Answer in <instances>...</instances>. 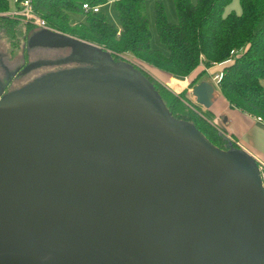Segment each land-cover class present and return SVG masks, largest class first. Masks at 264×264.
Listing matches in <instances>:
<instances>
[{
	"label": "water",
	"instance_id": "obj_1",
	"mask_svg": "<svg viewBox=\"0 0 264 264\" xmlns=\"http://www.w3.org/2000/svg\"><path fill=\"white\" fill-rule=\"evenodd\" d=\"M30 45L70 48L69 61H114L47 29ZM147 81L160 104L133 97L156 122L178 120ZM38 89L33 81L0 99V264H264V188L250 154L221 149L181 120L22 102ZM193 93L210 108L215 86L204 80Z\"/></svg>",
	"mask_w": 264,
	"mask_h": 264
},
{
	"label": "trees",
	"instance_id": "obj_2",
	"mask_svg": "<svg viewBox=\"0 0 264 264\" xmlns=\"http://www.w3.org/2000/svg\"><path fill=\"white\" fill-rule=\"evenodd\" d=\"M31 1L50 27L98 45L115 61H122V54L131 53L178 78L201 67L192 83L202 81L206 73L202 64H220L221 94L231 106L264 119V0H238L239 11L233 8L236 0H173L175 22L169 20L164 3L158 1L154 5V28L145 10V0H117L119 26L102 11L109 0ZM85 3L99 6L100 10L85 11ZM0 11H10L7 0H0ZM30 28L36 26L9 15L0 17V33L15 46L14 51ZM42 30H36L28 43ZM243 47L244 52L237 54ZM233 50L236 54L232 56ZM228 59L231 60L226 62ZM152 84L173 117L192 124L215 146L229 148L228 139L210 117L188 113L179 96L157 82Z\"/></svg>",
	"mask_w": 264,
	"mask_h": 264
},
{
	"label": "rangeland",
	"instance_id": "obj_3",
	"mask_svg": "<svg viewBox=\"0 0 264 264\" xmlns=\"http://www.w3.org/2000/svg\"><path fill=\"white\" fill-rule=\"evenodd\" d=\"M7 1L9 10L15 11L17 9V1ZM116 1L110 0L106 6L102 7V11L113 24L119 26ZM158 1L164 3L169 20L172 22L177 21L173 0H145V10L148 13L152 27L154 28V5ZM193 1L196 2L197 0ZM233 8L238 11L240 10L238 0L234 2ZM4 15H8V11H0V17ZM20 21L26 22L22 19ZM49 28L47 30L59 32L50 26ZM38 29L45 28L36 26V29L30 28L29 31H26V39L22 38L20 47L15 48V51V46L12 45L3 33H0V59L11 70L22 62H26L27 64L37 61L28 68V74L20 75L13 84V87L16 88L21 86L27 87L34 81V85L39 88L32 95L22 96V102H25L27 105L31 106L32 104L34 107L110 120L123 119L154 124L159 121L162 124L165 122L171 125L180 123L181 121L179 120L169 121L170 119L166 114L163 118L156 117V122L153 117L154 114L151 113L150 109L133 97L134 92H139L146 96L148 100L156 104L159 103L157 96L150 89L147 81L149 77L151 82H157L166 91L179 96V99L187 106L186 111L188 113L193 112L194 114L203 117L208 116L212 119L211 111L200 105L193 93V89L198 83H192V81L201 71V67L189 76L178 78L136 58L131 53L122 54V61H112L111 59L112 63L92 58H89L87 61H81L77 56L72 57L73 61H69L71 59L67 57L71 52L70 48L45 47L42 45L30 46L28 40ZM156 43L157 39L154 36L153 44ZM21 56L23 58H20ZM75 58L77 60H74ZM126 62L132 63L136 67L131 69L126 66ZM202 67L206 71L202 81L207 80L213 83L212 77L222 72V66L218 63H215L211 67L202 64ZM218 68H221V71H218ZM207 69L209 70L207 71ZM171 79L188 80V83L175 85L171 83ZM173 129L176 130L175 128ZM218 130L228 139L227 146L229 148L227 151L239 150L236 143L228 138L219 128ZM178 131L186 135V137L195 140L193 136L182 132L183 130Z\"/></svg>",
	"mask_w": 264,
	"mask_h": 264
},
{
	"label": "crops",
	"instance_id": "obj_4",
	"mask_svg": "<svg viewBox=\"0 0 264 264\" xmlns=\"http://www.w3.org/2000/svg\"><path fill=\"white\" fill-rule=\"evenodd\" d=\"M218 71H221V68H218ZM177 82L171 79V83H180ZM209 110L212 123L236 143L239 151L252 153L264 161V121L258 120L256 115L231 106L218 88H215L213 104Z\"/></svg>",
	"mask_w": 264,
	"mask_h": 264
},
{
	"label": "built area",
	"instance_id": "obj_5",
	"mask_svg": "<svg viewBox=\"0 0 264 264\" xmlns=\"http://www.w3.org/2000/svg\"><path fill=\"white\" fill-rule=\"evenodd\" d=\"M16 1H17V9L15 11H8V15L18 18V19L25 20L26 22H29L35 26L42 27L45 29H50L46 20L35 11L31 0H16ZM83 8L85 11L93 10L94 12H98L100 10L99 6H91L88 3H85L83 5ZM243 52H244V47L241 48L237 54H242ZM235 54H236L235 50L231 51L232 56ZM230 60L231 59H228L226 62ZM208 70L209 69H207V71ZM222 77H223L222 72H219L212 77V82L215 88L219 89V84H220ZM257 118L258 120L264 121V119H262L261 117H257ZM250 154L252 155V157L255 159V161L258 164L261 184H262V187L264 188V161L256 157L252 153Z\"/></svg>",
	"mask_w": 264,
	"mask_h": 264
},
{
	"label": "flooded vegetation",
	"instance_id": "obj_6",
	"mask_svg": "<svg viewBox=\"0 0 264 264\" xmlns=\"http://www.w3.org/2000/svg\"><path fill=\"white\" fill-rule=\"evenodd\" d=\"M20 58H23V56H21ZM29 64L30 63L26 64V62H22L21 64L17 65L13 70H11L8 65L2 62V60L0 61V80L1 82H3L0 99H2L5 95H10L12 91H16L22 88V86L18 88L13 87V84L16 78H18L20 75L28 74L26 68Z\"/></svg>",
	"mask_w": 264,
	"mask_h": 264
},
{
	"label": "bare ground",
	"instance_id": "obj_7",
	"mask_svg": "<svg viewBox=\"0 0 264 264\" xmlns=\"http://www.w3.org/2000/svg\"><path fill=\"white\" fill-rule=\"evenodd\" d=\"M178 82H180V84L181 83H188V80H177Z\"/></svg>",
	"mask_w": 264,
	"mask_h": 264
}]
</instances>
